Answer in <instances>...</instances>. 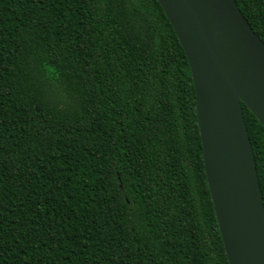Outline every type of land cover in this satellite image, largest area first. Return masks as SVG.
<instances>
[{"label":"trees","instance_id":"1","mask_svg":"<svg viewBox=\"0 0 264 264\" xmlns=\"http://www.w3.org/2000/svg\"><path fill=\"white\" fill-rule=\"evenodd\" d=\"M234 1L264 42V0ZM0 264H229L158 0H0Z\"/></svg>","mask_w":264,"mask_h":264},{"label":"water","instance_id":"2","mask_svg":"<svg viewBox=\"0 0 264 264\" xmlns=\"http://www.w3.org/2000/svg\"><path fill=\"white\" fill-rule=\"evenodd\" d=\"M186 54L229 264H264V201L243 104L264 127V42L234 0H158Z\"/></svg>","mask_w":264,"mask_h":264}]
</instances>
